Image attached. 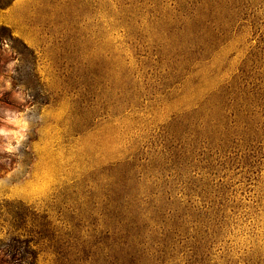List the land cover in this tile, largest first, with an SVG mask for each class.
<instances>
[{
	"label": "rangeland",
	"instance_id": "1",
	"mask_svg": "<svg viewBox=\"0 0 264 264\" xmlns=\"http://www.w3.org/2000/svg\"><path fill=\"white\" fill-rule=\"evenodd\" d=\"M32 262L264 264V0H0V264Z\"/></svg>",
	"mask_w": 264,
	"mask_h": 264
},
{
	"label": "trees",
	"instance_id": "2",
	"mask_svg": "<svg viewBox=\"0 0 264 264\" xmlns=\"http://www.w3.org/2000/svg\"><path fill=\"white\" fill-rule=\"evenodd\" d=\"M232 104L231 106H233V108L238 112V106H240V108H242V104L240 103H237L235 102V99L233 98L232 100ZM237 108V109H236ZM240 110V109H239ZM248 117H251V113H250V110L246 109L245 110ZM241 113V111H239ZM246 128H248L250 131L247 133L245 132ZM256 131H260L258 128H256L255 130V127L254 126H250L248 124H245V125H237V127H232L231 129L227 130V127H225L223 129V132H220L219 135H222L219 139V141L221 143H227V141L229 140V148H231L233 145H237L238 147L240 146V141L242 142H247V140H244V139H240V136H242L243 134H247L250 138L252 137V132L256 133ZM228 132V134H227ZM230 138H234L233 140L230 139ZM251 141H254V139H251ZM216 156H219V158L221 157V151L219 152H216L214 154H212L211 157H216ZM31 264H36L35 262H32Z\"/></svg>",
	"mask_w": 264,
	"mask_h": 264
}]
</instances>
